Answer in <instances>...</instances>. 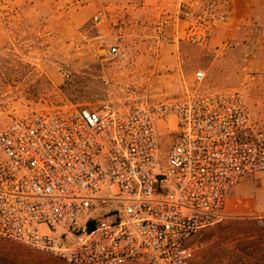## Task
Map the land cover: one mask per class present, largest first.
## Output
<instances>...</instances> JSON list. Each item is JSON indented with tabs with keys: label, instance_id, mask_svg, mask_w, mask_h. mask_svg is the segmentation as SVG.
<instances>
[{
	"label": "built area",
	"instance_id": "1",
	"mask_svg": "<svg viewBox=\"0 0 264 264\" xmlns=\"http://www.w3.org/2000/svg\"><path fill=\"white\" fill-rule=\"evenodd\" d=\"M223 3L182 6L183 38L209 49L228 23ZM124 42L107 55L122 58ZM205 79L197 71L183 96L127 113L101 104L14 119L0 132V239L64 264H192L203 246L192 240L264 174V127L244 93L198 91Z\"/></svg>",
	"mask_w": 264,
	"mask_h": 264
},
{
	"label": "rangeland",
	"instance_id": "2",
	"mask_svg": "<svg viewBox=\"0 0 264 264\" xmlns=\"http://www.w3.org/2000/svg\"><path fill=\"white\" fill-rule=\"evenodd\" d=\"M177 12L160 10L154 0H0V132L37 113L101 104L127 113L170 103L192 90L197 71L206 73L198 91H241L251 116L264 122V76L252 79L243 70L250 56L185 40ZM119 36L125 55L112 59L107 50ZM248 198L234 202L247 207ZM261 216L227 210L192 240L203 243L192 264H227L226 254L255 223L264 228ZM0 264L64 263L0 239Z\"/></svg>",
	"mask_w": 264,
	"mask_h": 264
},
{
	"label": "crops",
	"instance_id": "3",
	"mask_svg": "<svg viewBox=\"0 0 264 264\" xmlns=\"http://www.w3.org/2000/svg\"><path fill=\"white\" fill-rule=\"evenodd\" d=\"M207 1L209 0H154L158 8L166 12H177L182 6L204 4ZM219 1L224 2L223 7L228 12L229 19L227 24L215 30L209 49L219 52L225 48L229 53L234 51L248 55L250 57L243 63V70L252 76V79L264 76V0ZM181 21L184 22L185 29L187 23ZM252 120L257 126L264 127L261 119L254 120L252 117ZM263 183L264 174L245 178L231 192L226 208L228 213L264 214ZM245 196L251 200L247 207L235 204L234 201L242 200Z\"/></svg>",
	"mask_w": 264,
	"mask_h": 264
},
{
	"label": "trees",
	"instance_id": "4",
	"mask_svg": "<svg viewBox=\"0 0 264 264\" xmlns=\"http://www.w3.org/2000/svg\"><path fill=\"white\" fill-rule=\"evenodd\" d=\"M252 234L238 240L233 252H228L227 264H264V228L255 223Z\"/></svg>",
	"mask_w": 264,
	"mask_h": 264
}]
</instances>
